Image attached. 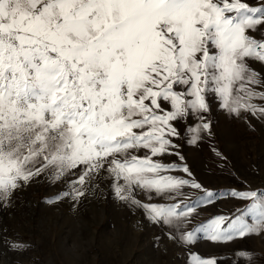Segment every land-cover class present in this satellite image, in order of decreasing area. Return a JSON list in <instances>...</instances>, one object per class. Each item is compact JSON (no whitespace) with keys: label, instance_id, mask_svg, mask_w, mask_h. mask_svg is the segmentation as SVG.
<instances>
[{"label":"snow or ice","instance_id":"snow-or-ice-1","mask_svg":"<svg viewBox=\"0 0 264 264\" xmlns=\"http://www.w3.org/2000/svg\"><path fill=\"white\" fill-rule=\"evenodd\" d=\"M256 62L264 0H0V207L40 178L62 186L48 204L103 184L183 248L184 264H221L192 246L264 235V189L233 191L244 208L194 226L219 194L196 180L179 141L214 135L213 101L264 120ZM25 244L0 228V247Z\"/></svg>","mask_w":264,"mask_h":264},{"label":"rangeland","instance_id":"rangeland-1","mask_svg":"<svg viewBox=\"0 0 264 264\" xmlns=\"http://www.w3.org/2000/svg\"><path fill=\"white\" fill-rule=\"evenodd\" d=\"M252 67L264 74L259 62ZM209 118L213 122L212 137L193 145L188 143L189 133L179 141V151L196 180L219 194L213 203L197 208L194 226L215 216H233L244 208L245 203L231 195L233 191L264 189V120L235 119L215 101ZM212 149L227 159L217 157ZM170 161L180 163L174 156L165 158V162ZM61 187L40 178L8 206L0 207V228L7 231L8 239L26 242L22 254L0 247V264H184V249L142 219L139 212L129 211L105 185L79 203L71 199L46 203ZM185 192L192 199L200 195L190 189ZM192 247L221 264H239L244 259L241 252L264 257V235L228 243L198 238Z\"/></svg>","mask_w":264,"mask_h":264}]
</instances>
